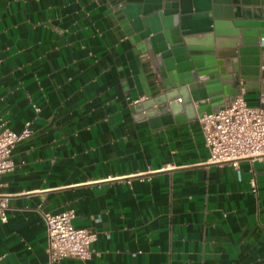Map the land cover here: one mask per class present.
<instances>
[{
	"label": "crops",
	"instance_id": "1",
	"mask_svg": "<svg viewBox=\"0 0 264 264\" xmlns=\"http://www.w3.org/2000/svg\"><path fill=\"white\" fill-rule=\"evenodd\" d=\"M229 1L235 18L264 20V0ZM107 10L101 0H0V128L32 131L2 178L0 264H49L42 212L70 209L98 238L88 259L54 264H264V157L210 164L199 118L138 116L133 44ZM216 40L219 60L241 46ZM240 80L248 103L264 104L261 81Z\"/></svg>",
	"mask_w": 264,
	"mask_h": 264
},
{
	"label": "water",
	"instance_id": "2",
	"mask_svg": "<svg viewBox=\"0 0 264 264\" xmlns=\"http://www.w3.org/2000/svg\"><path fill=\"white\" fill-rule=\"evenodd\" d=\"M101 2L133 44L127 56L139 95L145 96L133 107L141 118L171 123L218 112L241 93L240 78L261 81L264 92V20L235 18L238 8L229 0ZM245 27L253 29L249 35ZM202 33H212L213 41L185 40ZM222 37L240 38L241 46L219 60L218 41L223 42L216 38ZM198 101L206 102L195 108Z\"/></svg>",
	"mask_w": 264,
	"mask_h": 264
},
{
	"label": "built area",
	"instance_id": "3",
	"mask_svg": "<svg viewBox=\"0 0 264 264\" xmlns=\"http://www.w3.org/2000/svg\"><path fill=\"white\" fill-rule=\"evenodd\" d=\"M242 84V82H241ZM245 86L226 108L199 117L205 145L209 151L207 163H230L237 167L243 159L264 157V106L250 105L245 97ZM143 99H137L138 103ZM30 124L21 131L9 127L0 128V219L7 221L9 194L1 190L3 175L15 168L13 150L18 143L31 135ZM252 188L257 192V183L252 179ZM47 226L48 262L65 258L86 260L91 254V244L98 233L73 223V209L60 213L42 212Z\"/></svg>",
	"mask_w": 264,
	"mask_h": 264
}]
</instances>
